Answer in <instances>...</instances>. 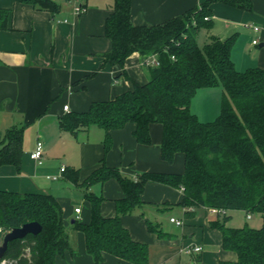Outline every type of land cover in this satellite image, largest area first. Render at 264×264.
Returning a JSON list of instances; mask_svg holds the SVG:
<instances>
[{"label": "trees", "instance_id": "trees-1", "mask_svg": "<svg viewBox=\"0 0 264 264\" xmlns=\"http://www.w3.org/2000/svg\"><path fill=\"white\" fill-rule=\"evenodd\" d=\"M16 1L52 14L61 8L57 0ZM213 1L147 26L132 23V0H115L105 26L112 41L105 61L124 66L128 56L139 52L143 59L156 56L159 64L148 67L147 82L134 81L132 89L113 99L95 101L88 110L60 117V127L74 133L94 124L102 127L106 150L113 130L134 123L136 140L151 144V126L160 123L162 158L172 163L177 155L184 156L183 172L143 171L134 178L104 164L82 182L77 171L69 174L74 183L85 187L91 204L90 221L74 219L73 226L85 233L94 264H103L106 253L135 264L149 263V244L135 239L122 222L123 215L146 203L143 193L148 182L182 188L184 206L260 213V227L229 226V215L210 224L221 230L223 247L238 255L236 261L224 264H264V68L237 67L232 56L236 33L225 38L210 35L203 45L198 42L199 32L213 26L209 8ZM225 1L251 8L242 0ZM11 16L12 8H0V30L9 28ZM203 87L223 89L220 114L212 121L202 120L191 108ZM24 129L17 124L6 129L0 166L13 164L21 170ZM112 178L124 196L117 201L116 214L105 216L104 197L91 186ZM30 221H39L42 230L10 241L0 264H56L58 256L72 250L63 208L53 194L0 190V244L7 231ZM147 224L151 231L162 233L153 221L147 219ZM188 264H200V259Z\"/></svg>", "mask_w": 264, "mask_h": 264}, {"label": "crops", "instance_id": "crops-1", "mask_svg": "<svg viewBox=\"0 0 264 264\" xmlns=\"http://www.w3.org/2000/svg\"><path fill=\"white\" fill-rule=\"evenodd\" d=\"M57 1L60 11L52 14L16 0H0V8H12L9 28L0 30V146L9 126H25L21 170L13 164L0 166V190L53 194L63 208L72 245V250L56 258V264H94L85 233L73 226L74 219L90 221L91 204L85 187L74 183L69 174L77 171L82 182L104 164L134 178L143 171L183 172L184 156L177 155L172 163L162 158L160 123L151 126V144L136 140L134 123L113 130L108 150L105 130L98 125L75 133L60 127L64 114L88 110L95 101L113 99L132 89L134 81L147 82L150 72L139 52L128 56L124 66L105 61L104 54L112 48L105 26L115 0H83L85 10L81 14L74 13L73 0ZM205 1L132 0L131 21L135 25L161 24ZM244 1L251 8L214 0L209 6L213 26L200 32H205L206 38L236 33L232 56L237 67L264 68V0ZM65 105L69 106L67 110ZM191 108L196 113L193 101ZM38 140L43 141V155L34 159L31 152ZM62 167L66 169L62 171ZM76 188L84 189L82 196L76 197L80 200L72 195ZM91 190L104 197L102 213L115 215L117 201L124 196L119 182L113 178L97 182ZM183 194L182 188L148 182L143 193L146 203L122 216L132 236L149 244L148 264H188L198 259L200 264L236 261L237 253L222 245L221 230L210 224L222 220L230 210L220 213L206 206H184ZM79 206L77 218L75 208ZM172 217L183 220V224L177 225ZM147 219L162 233L151 231ZM188 245H201L203 249L187 253L184 249ZM103 264L135 263L106 253Z\"/></svg>", "mask_w": 264, "mask_h": 264}, {"label": "rangeland", "instance_id": "rangeland-1", "mask_svg": "<svg viewBox=\"0 0 264 264\" xmlns=\"http://www.w3.org/2000/svg\"><path fill=\"white\" fill-rule=\"evenodd\" d=\"M205 34V32H200L197 35L198 42L201 45H203L207 39ZM222 93L223 89L220 87H203L197 91L193 98V109L202 120L212 121L218 117L221 110ZM83 190L82 188H76L72 192V195H75L74 199L80 200V198L76 197L82 196ZM228 214L229 219L227 223L230 226H244L247 224L252 227H259L263 223L262 216L258 212L250 213L252 216L251 218H248L247 211L243 209H231Z\"/></svg>", "mask_w": 264, "mask_h": 264}, {"label": "built area", "instance_id": "built-area-1", "mask_svg": "<svg viewBox=\"0 0 264 264\" xmlns=\"http://www.w3.org/2000/svg\"><path fill=\"white\" fill-rule=\"evenodd\" d=\"M74 1V13L75 14H81L84 12L85 7L83 4V0H73ZM255 29H258V27L256 26ZM254 43H257V40H254ZM142 64L145 67H150V66H155L159 64V61L157 59L156 56H149V57H145L142 61ZM64 108L67 110L69 108L68 105H65ZM43 149H44V144L43 141L38 140L36 148L31 152V157L34 159H40L43 155ZM65 170V167H62V171ZM54 179H57L58 176H53ZM213 212H220V213H226L225 210L223 209H217V208H211ZM75 211L78 213L77 218L80 217L79 213L81 212V207H76ZM249 217L251 215H248ZM171 221L175 222L177 225H182L183 224V220L172 217ZM203 249V247L201 245H188L184 251L187 253H191V252H201Z\"/></svg>", "mask_w": 264, "mask_h": 264}, {"label": "water", "instance_id": "water-1", "mask_svg": "<svg viewBox=\"0 0 264 264\" xmlns=\"http://www.w3.org/2000/svg\"><path fill=\"white\" fill-rule=\"evenodd\" d=\"M41 230L42 224L39 221H30L24 223L22 226L14 227L7 231L0 244V258L4 256L10 241L25 237L29 233L38 234Z\"/></svg>", "mask_w": 264, "mask_h": 264}]
</instances>
